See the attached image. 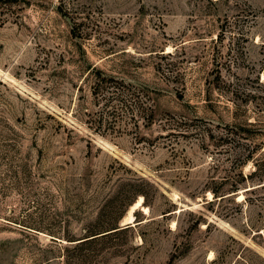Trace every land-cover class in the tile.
I'll return each instance as SVG.
<instances>
[{
  "label": "rangeland",
  "instance_id": "obj_1",
  "mask_svg": "<svg viewBox=\"0 0 264 264\" xmlns=\"http://www.w3.org/2000/svg\"><path fill=\"white\" fill-rule=\"evenodd\" d=\"M0 264H264V0H0Z\"/></svg>",
  "mask_w": 264,
  "mask_h": 264
},
{
  "label": "bare ground",
  "instance_id": "obj_2",
  "mask_svg": "<svg viewBox=\"0 0 264 264\" xmlns=\"http://www.w3.org/2000/svg\"><path fill=\"white\" fill-rule=\"evenodd\" d=\"M239 197L240 198H242V196L241 195H239ZM143 202V199L142 198H140L138 201H137V203L132 207V210H131V213H130V215H129V218L127 219L128 220V222L127 223H131V222H133V216H132V211H134L135 209H138V208H140V207H142V203ZM144 210H148L146 207L144 208ZM147 213V212H146ZM126 220V221H127Z\"/></svg>",
  "mask_w": 264,
  "mask_h": 264
},
{
  "label": "trees",
  "instance_id": "obj_3",
  "mask_svg": "<svg viewBox=\"0 0 264 264\" xmlns=\"http://www.w3.org/2000/svg\"><path fill=\"white\" fill-rule=\"evenodd\" d=\"M125 93H126L125 91L121 92V97H124L126 95ZM137 105H138L139 109L142 110V100L140 98H138V104Z\"/></svg>",
  "mask_w": 264,
  "mask_h": 264
}]
</instances>
